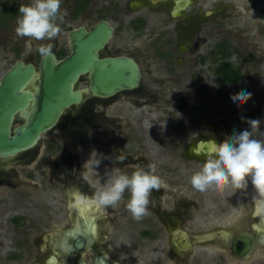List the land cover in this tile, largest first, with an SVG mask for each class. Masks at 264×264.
Returning <instances> with one entry per match:
<instances>
[{
	"label": "flooded vegetation",
	"instance_id": "obj_1",
	"mask_svg": "<svg viewBox=\"0 0 264 264\" xmlns=\"http://www.w3.org/2000/svg\"><path fill=\"white\" fill-rule=\"evenodd\" d=\"M79 1L75 0L72 7L74 18L85 13L94 0L85 8L79 6ZM145 2L153 7L165 5L162 10L171 18H178L194 0L177 16L171 13L176 0H129L124 15L135 33L134 40H141L146 34L151 19L149 13L141 11L129 17V12L143 7ZM193 12L186 14L182 23H176L174 30L168 26L153 33L152 27L145 40L135 42V50L123 44H111L116 27L107 19L99 20H107L114 27L113 36L100 50V56L134 59L140 68V80L133 88L101 96L90 89V75H82L75 84L82 93V100L66 108L58 122L41 135L37 145L22 152L23 156L0 158V188L11 190L10 195L4 193L0 203L12 201V191L22 190L28 194L29 189L24 187L31 184L28 182L39 179L45 189L49 187L46 192L49 204L44 208L36 206V210L29 213L30 208L23 211L22 207L17 211L0 206V259L10 264H167L156 254L159 246H168V260L179 264H238L239 261L264 264V196L260 202L257 200L259 205L238 208L237 195L234 198L227 195L228 191L232 194L245 187L256 191L264 185V110H251L249 115L237 120L249 123L244 126L223 121L216 109L214 124L201 128L183 125L182 120L175 118L174 112L179 111L175 106L172 112L164 111L168 126L153 125V104L164 95L162 85L165 83L184 85L187 76L195 80L196 75L201 79L213 76L223 81L218 74L223 50L228 54L227 60L241 67L244 75L247 73L230 59L233 45L215 35L216 23L207 29L200 21L199 8ZM206 15L209 17L211 11L207 10ZM81 26L88 30L95 27L88 28L84 24L77 27ZM255 29L264 35V19ZM69 32L65 49L47 50L54 52L58 60L71 54ZM173 32L183 43L191 44L190 49L183 51L179 40L172 39ZM200 40L214 41L206 44L207 52L193 54L191 51ZM157 60L162 61L163 69L170 76L155 75L153 63L157 64ZM179 66H184V70L179 71ZM82 79L86 84L79 88ZM39 84L40 79L35 78L28 88L35 91ZM243 92L236 91L239 94L234 92L232 96L241 98ZM199 94L202 107L198 111L206 119V99ZM145 107L148 108L142 110ZM31 110L29 105L27 112ZM16 120L15 127L26 124L28 115L20 112ZM193 129L200 133L195 136L190 133ZM101 143L105 149L94 146ZM14 161H22L23 164L18 165L26 168L27 174L22 180L11 164H15ZM205 161H211L209 170H217L219 182L225 180V186L227 181L231 185L225 189L227 187L220 184L223 191H217L218 196H230L232 200H215L217 205H208L206 197L211 192L205 190V185L194 191L182 183L179 184L181 190L170 191L159 185L164 178L184 181L195 175L201 176V181L206 180ZM245 163L244 171L248 174H240V164ZM194 164L198 167L191 172L190 165ZM239 176L240 183L237 182ZM250 191L240 198L248 202ZM238 209L248 210L241 224L237 223ZM230 214H234L233 224L219 225L222 216ZM244 233L253 238V249L248 257H241L232 249L235 238ZM185 239L189 246L183 248L180 244Z\"/></svg>",
	"mask_w": 264,
	"mask_h": 264
},
{
	"label": "rangeland",
	"instance_id": "obj_2",
	"mask_svg": "<svg viewBox=\"0 0 264 264\" xmlns=\"http://www.w3.org/2000/svg\"><path fill=\"white\" fill-rule=\"evenodd\" d=\"M74 1L75 0H17V3L24 7V13L21 17L10 19L7 25L0 28V79L13 66L15 61L21 58L26 61H32L38 68L44 52L47 50L57 51L61 48L65 49L67 47L69 30L80 24H84L88 28H93L101 18L107 19L116 27L115 37L110 43L123 44L131 50H135V42L139 43L141 40H145L146 35L148 32H151L152 27L153 33L161 32V30L166 29L168 26L174 30L176 23H182L186 14L189 12L194 13L193 11L199 8L200 21H203L207 29H211L214 23H216L215 25H217V28L214 30L216 32L215 35L223 40L227 39L233 45V55L230 59L235 64L244 67L247 73H245L238 83L232 86L213 76L209 77L207 80L203 79V77L201 79L197 75L195 80L190 76H187V79L183 75V77L186 78L184 85L165 83L162 85L164 95L160 97L159 101L153 104V125L168 126L170 123L167 121L168 118L164 111L172 112L175 110V106L179 109L178 112H174L176 114L175 118L182 120L183 125H188L190 127L199 126L201 128L202 125L214 124L216 109L219 110V115L223 121L227 123L237 122L238 125L242 124L244 126H248L249 123H245L244 121L241 123L237 120L241 119L244 115H249L251 110H264V35L255 31V27L260 25V22L264 19V0H194V3L183 12V16L181 15L178 18H171L166 10H162V8H165V5L160 4L153 7V4L145 2L143 7L129 12V17L141 13V11L149 13L150 15V28L145 31L146 34L141 36V40L138 38L134 40L135 33L130 30V27L125 21L128 17H125L124 12L128 9V4L126 3L129 0H94L86 12L78 18H74L72 15ZM44 7H51L46 25H42L39 22L40 13ZM207 10L211 11L209 17H206ZM121 18L124 19L123 22L120 21ZM214 31L212 32L213 35ZM163 37V39H165L166 35ZM172 39L179 40L183 51H187V49L191 47V44L188 42L183 43L175 32H173ZM54 40H57L58 43H55ZM213 41L214 40H200V42L195 44L191 52L193 54L207 52L209 49L206 47V44L211 45ZM174 46L175 44L172 48ZM203 49L205 51H202ZM191 52L189 54H191ZM183 54L186 55L185 52H183ZM148 60L154 61V59L152 60L150 58ZM161 62V60H157V64L153 63L155 75L157 77L160 75L162 77L170 76L166 73V70L163 69L164 66L161 65ZM183 67L184 66H179L180 70H177L183 71ZM187 83L190 84L189 87H187ZM85 84L86 82L82 79L79 81L78 87L83 88ZM239 90L244 91L241 98L232 96L234 92L236 93V91ZM219 92L222 93V95H219ZM199 93H202L201 95L206 99V101H204L208 110L206 119L205 115H201L198 111L199 108L201 109L202 107L199 101V99H201ZM184 94L189 95L187 96ZM209 94H212V97H210ZM147 108L145 107L142 110H146ZM19 122L20 119L16 120L17 124ZM202 132L206 134L209 133L206 129H202ZM190 133L197 136L200 132H198V129H193L190 130ZM94 146L101 148L104 145L101 143L100 145L95 144ZM103 148L105 149V147ZM23 155V153H20L18 157ZM210 162L211 161H205L206 180L204 178L201 181L199 180L201 176L198 178L195 175L190 178L186 177L184 181L164 178L160 180L159 185L169 191L174 189L181 190L182 187L180 188V183L185 184L190 191L200 189L202 185H205V190L211 192L207 194L206 197V204L208 205H217V202H214L215 200H232L230 196H228L229 198L218 196L216 193L221 189L220 184L227 187L225 189H228L231 185L227 181V186H225V180H221V182L218 181L216 177L217 170H209V168H212L209 164ZM14 163L15 164H11L17 169V173L21 175L22 180V176L26 177V168L24 169L23 166L18 165L23 164L22 161H20V163L19 161H14ZM240 165L239 168H241V170L239 173L248 174L244 171L247 164ZM197 167V164L190 165L191 172ZM240 181H242L241 176H239L237 182L240 183ZM28 183H31V186H24L29 189L28 194H24L22 190L12 191L13 200L0 203V206L14 208V210L17 211H21L22 207L23 211H26V208H30L29 213H31L33 210H36L34 209L36 206L44 208L48 205L49 195L46 192L49 187L45 189V184L40 182L39 179ZM110 188L112 189L111 186ZM145 188L148 189V187H143L142 189ZM221 190L223 191V189ZM10 191L9 187L0 188V199H4V193L10 195ZM248 191L251 192V197L249 199L247 198L248 202H245V200L240 198V195L242 197L245 194L244 192ZM228 194L232 195L233 198L237 195V199L235 198V200L238 208H245L254 204L259 205V202L264 196V185L260 186L256 191H252L251 188L245 187L244 190L241 189L239 192L234 191L232 194L231 191H228L227 195ZM147 200H149V198ZM257 200H259L258 203ZM141 204L145 205L144 203ZM43 208L42 210L40 209V211H43ZM247 213L248 210L246 209H238L236 214L238 217L237 223L241 224V219H246ZM232 215L230 214L228 217L222 216V223L219 224L217 222V224L228 227L229 224H233L234 218ZM158 249L156 255L165 259L167 264H179L175 261L168 260V253H166L168 246H159ZM179 261L181 260L179 259ZM0 264L10 263L7 260L0 259ZM238 264H250V262L239 261Z\"/></svg>",
	"mask_w": 264,
	"mask_h": 264
},
{
	"label": "water",
	"instance_id": "obj_3",
	"mask_svg": "<svg viewBox=\"0 0 264 264\" xmlns=\"http://www.w3.org/2000/svg\"><path fill=\"white\" fill-rule=\"evenodd\" d=\"M189 3L190 0H176L172 15H179ZM113 31L107 20L99 21L92 30L84 26L74 28L69 32L71 54L68 57L58 60L54 52L47 51L39 68L32 61L19 59L3 75L0 79V158H12L36 146L63 111L82 100L81 91L75 87L82 75H90V89L101 96L137 86L141 73L134 59L100 56ZM34 77L40 79L35 91L28 88ZM29 105L32 110L27 112ZM20 112L28 115V123L15 127ZM180 245L186 248L189 242L185 239ZM232 249L239 256L248 257L253 238L246 233L237 236Z\"/></svg>",
	"mask_w": 264,
	"mask_h": 264
},
{
	"label": "trees",
	"instance_id": "obj_4",
	"mask_svg": "<svg viewBox=\"0 0 264 264\" xmlns=\"http://www.w3.org/2000/svg\"><path fill=\"white\" fill-rule=\"evenodd\" d=\"M90 0H81L78 2L81 8H85L89 4ZM51 7H44L40 13L39 22L42 25L47 24ZM24 13V7L17 3V0H0V28L9 23L10 19L21 17ZM227 52L223 50L222 64L218 69V74L221 76L224 82L231 85L238 82L244 75L242 68L235 66L230 60H227ZM238 95L239 93H235Z\"/></svg>",
	"mask_w": 264,
	"mask_h": 264
},
{
	"label": "bare ground",
	"instance_id": "obj_5",
	"mask_svg": "<svg viewBox=\"0 0 264 264\" xmlns=\"http://www.w3.org/2000/svg\"><path fill=\"white\" fill-rule=\"evenodd\" d=\"M180 11H181V10H180ZM179 13H180V12H179ZM35 78H37V77H34L33 80H34ZM33 80L31 81V83L33 82Z\"/></svg>",
	"mask_w": 264,
	"mask_h": 264
}]
</instances>
